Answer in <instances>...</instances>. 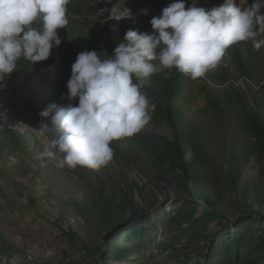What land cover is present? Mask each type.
Returning a JSON list of instances; mask_svg holds the SVG:
<instances>
[{"label":"rangeland","instance_id":"obj_1","mask_svg":"<svg viewBox=\"0 0 264 264\" xmlns=\"http://www.w3.org/2000/svg\"><path fill=\"white\" fill-rule=\"evenodd\" d=\"M171 3L70 0L53 60L21 63L4 81L0 264H264V142L253 128L256 114L264 123V46L239 42L202 78L178 72L172 89V74L154 73L150 121L113 140V158L100 170L39 158L51 137L41 134L38 113L69 103L62 94L77 54L111 55L127 30L152 31L151 18ZM124 8L132 19H109Z\"/></svg>","mask_w":264,"mask_h":264},{"label":"clouds","instance_id":"obj_2","mask_svg":"<svg viewBox=\"0 0 264 264\" xmlns=\"http://www.w3.org/2000/svg\"><path fill=\"white\" fill-rule=\"evenodd\" d=\"M69 3L0 0V89L19 60L46 61L61 44L57 30L69 24ZM195 3L186 8L185 0H175L151 18L152 31L127 30L111 55L77 54L62 94L69 103L50 104L38 113L41 134L51 137L41 160H55L59 168L100 170L113 158V140L135 135L150 121L156 105L142 89L154 73L167 79L176 69L197 80L216 68L231 46L249 41L256 51L264 46V39H257L264 34V0H223L210 9ZM109 19L129 20L132 12L124 8ZM50 113V123L44 122Z\"/></svg>","mask_w":264,"mask_h":264},{"label":"trees","instance_id":"obj_3","mask_svg":"<svg viewBox=\"0 0 264 264\" xmlns=\"http://www.w3.org/2000/svg\"><path fill=\"white\" fill-rule=\"evenodd\" d=\"M171 1H173V2H175V0H171ZM190 0H185V4L187 3V2H189ZM72 8H74V12L75 13H79V14H81L82 13V9H81V7H77V5L74 3V4H72ZM106 29H105V33H106V37L108 38V40L113 44H115V42L117 41V36L115 35V33H114V31H113V29L111 28V25H110V22H108L107 24H106V27H105ZM123 39V38H122ZM121 39V40H122ZM53 60V56H52V53L50 54V57L46 60L47 62H51ZM24 62H27L26 60H24V59H21V60H19L18 62H17V65H19V64H21V63H24ZM173 70V71H172ZM172 70H170V74H172V76H173V78H172V80H171V87H170V89H172L175 85H177V73H178V70H176V69H172ZM70 74H71V70H70V72H69V75H68V79L70 78ZM134 82H135V78H134ZM142 91H144L146 94H147V96H152L153 95V92H154V90H153V88H152V86L150 85V83L149 82H147L146 84H145V86H144V88L142 89ZM170 96H168L167 95V98H169ZM158 103H160L161 104V98L159 99V101H158ZM254 111H256L255 109H254ZM256 118L257 119H255V121L253 122V128H254V130H255V132H256V134H257V136H258V138L260 139V140H262L263 142H264V123H263V121L262 120H260L259 119V116L256 114ZM191 172H192V177L194 178V179H200L201 178V176H200V174L202 173V171H201V168H200V164H198V163H195L194 164V166H191Z\"/></svg>","mask_w":264,"mask_h":264}]
</instances>
